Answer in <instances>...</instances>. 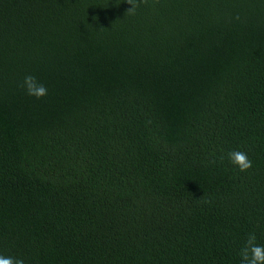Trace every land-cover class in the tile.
Returning <instances> with one entry per match:
<instances>
[{
  "label": "trees",
  "instance_id": "16d2710c",
  "mask_svg": "<svg viewBox=\"0 0 264 264\" xmlns=\"http://www.w3.org/2000/svg\"><path fill=\"white\" fill-rule=\"evenodd\" d=\"M133 6L0 0L3 254L240 264L264 245V0Z\"/></svg>",
  "mask_w": 264,
  "mask_h": 264
},
{
  "label": "clouds",
  "instance_id": "9594fccd",
  "mask_svg": "<svg viewBox=\"0 0 264 264\" xmlns=\"http://www.w3.org/2000/svg\"><path fill=\"white\" fill-rule=\"evenodd\" d=\"M129 4L131 7L128 13H134L133 0H129ZM21 86L29 97L36 100L48 95V88L36 76H25ZM228 159L231 165L240 172H246L253 166L252 161L242 151L231 152ZM255 241L254 234L248 237L247 245L240 254V264H264V245H259ZM0 264H25V260L0 252Z\"/></svg>",
  "mask_w": 264,
  "mask_h": 264
}]
</instances>
